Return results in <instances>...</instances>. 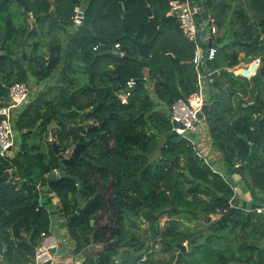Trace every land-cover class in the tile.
Instances as JSON below:
<instances>
[{"label": "trees", "instance_id": "1", "mask_svg": "<svg viewBox=\"0 0 264 264\" xmlns=\"http://www.w3.org/2000/svg\"><path fill=\"white\" fill-rule=\"evenodd\" d=\"M143 1L158 31L150 57L144 60L146 67L136 60L98 56L117 51L137 59L130 39L148 42L155 33ZM198 1L215 26L223 27L224 14L218 18L213 0ZM247 2L255 12L254 19L238 11L235 33L231 35L229 29L222 40L212 38L216 56L207 69L219 68L220 55L232 69L212 81L202 65L193 63L195 44L183 35L178 20L167 15L169 0H91L87 4L84 0H17L15 4L34 20V25L26 28L16 25L14 13L0 3V42L7 36L4 49L0 47V107L8 102L12 85L54 80L41 96L36 94L27 105L12 111L16 150L11 159L0 157V178L5 171L12 172L10 178L0 180V264H28L41 233L52 228L55 219L64 220L61 226L74 243L72 252L80 254L92 232L90 216L112 207L106 196L114 191L116 176L120 177L119 198L124 199L130 215L223 214L238 186L264 207V197L256 198V194H264V0ZM51 7L58 27L50 25ZM76 8L83 13L82 23L75 20ZM37 25L47 26L48 40ZM124 27L128 38H121ZM59 28L72 31L61 39L56 36ZM24 39L25 49L21 46ZM27 46L32 54L27 55ZM199 46L205 49V41ZM240 52L245 58L238 59ZM25 60L29 69L21 64ZM255 60L261 63L258 73L242 77L239 71ZM117 75L136 82L125 105L119 103L118 95L125 88L118 87ZM201 77L207 79L204 91ZM256 89L260 109L246 106ZM195 93H203L209 101L204 122L212 147L220 154V169L198 154L190 135L186 139L167 136L172 125L166 111ZM104 96L109 108L101 106L89 112ZM82 113H87L86 122L101 124L109 149L98 131L88 132L81 150L85 161L66 166L60 180L48 182L47 176L60 167L47 141L49 126L56 124L55 140L66 152L80 135L67 126L77 125ZM154 153L158 157L150 161ZM236 174L239 182L233 179ZM97 189L103 190L102 195L93 200L89 210L69 220ZM53 196L58 200L54 210ZM175 225L171 223V237L176 235ZM226 228L229 231L223 234ZM212 236L226 244L214 251L219 257L215 258L217 264H264L263 215L237 210L207 242ZM93 239L96 243L103 240L99 234ZM187 240L195 244L189 236ZM83 264L102 262L96 259ZM107 264L115 263L110 260Z\"/></svg>", "mask_w": 264, "mask_h": 264}, {"label": "flooded vegetation", "instance_id": "2", "mask_svg": "<svg viewBox=\"0 0 264 264\" xmlns=\"http://www.w3.org/2000/svg\"><path fill=\"white\" fill-rule=\"evenodd\" d=\"M15 1L17 0H8L6 2L0 1V3L3 4V6H5L6 8L10 9L11 6L15 4ZM15 7L19 11H24L23 8L18 7L16 4ZM22 16L24 18L23 13ZM33 24L29 20V18H25V21L23 22V25L21 24V26H25L24 28H26V26H32ZM60 30H63L66 33L65 36H68L65 29L59 28L58 31L60 32ZM5 35L6 34H4L3 37ZM26 43L27 40L24 39L21 45L23 49L26 48ZM25 51H27V55L32 54V50L31 48H28V46ZM21 64L22 66L29 69L28 60L22 61ZM30 93L31 94L29 95V101H32L34 95L32 94V92ZM11 158L12 157L7 159ZM102 191L103 190L101 189H97L89 199H91L94 195H96L94 199H96L98 196H101ZM115 195L116 182L114 191L109 192L108 196H106V200L110 199L113 208L107 206L104 211L100 212V214H102L99 215L100 217H98L97 215L90 216L89 225L92 228V232L87 237L88 245L80 253L83 256L81 264L96 259L101 260L102 264H107L110 260H112V262L115 264H176V262L177 264H188L189 262H191V257H189L190 254L187 255L188 253H190V247L184 245V247L181 248L180 246L182 244L176 241V239H178L180 235L186 233V227L175 220V216L166 214L130 215L129 211L123 203L124 199L119 198L120 191L117 195L116 201L119 203L118 205H116V203L114 202ZM88 200L86 201V203L88 202ZM118 208L120 209L119 214ZM110 211L112 215H110ZM99 219L103 220V224L98 226L97 224ZM117 220L119 221L118 225L116 224ZM172 222L176 224V229L173 230L175 231L176 235L173 237L169 236L170 232L172 231ZM152 223L153 228H151ZM117 230L118 233L116 232ZM196 233V235L199 234L200 236L205 233L207 234V224L202 221L199 228L196 229ZM95 234H99V236H101L103 240L98 243L94 242L93 238ZM189 238L194 240V238L192 237ZM93 246H97L99 250L91 254L88 251L90 250L89 248Z\"/></svg>", "mask_w": 264, "mask_h": 264}, {"label": "built area", "instance_id": "3", "mask_svg": "<svg viewBox=\"0 0 264 264\" xmlns=\"http://www.w3.org/2000/svg\"><path fill=\"white\" fill-rule=\"evenodd\" d=\"M193 0H169L168 15L174 16L178 22L180 30L183 35L193 44H195V52L193 63L196 66L202 65L204 62V55L202 48L199 46L200 41L206 40L207 37H202L204 32L203 28L197 26L194 18L195 10L191 11ZM217 34L216 27H210L209 37H214ZM119 44L114 46L115 50L119 49ZM97 47L93 50L95 51ZM216 56V49H209L207 61L214 60ZM260 69V61L255 60L247 67H243L239 72L242 77L250 78L255 76ZM136 82L128 80L124 85V92L118 96L119 103L125 105L131 95ZM31 88L27 83H16L8 90V102L0 107V157L10 158V152L14 147V130L12 126L11 115L22 106H25L29 100ZM203 104V97L201 94H193L186 100H178L175 102L169 112L171 114L170 121L177 126L172 127L176 135L181 138H188V136L196 131L197 118L196 114ZM71 150H67L70 153ZM236 165L235 168H238ZM233 192H237V188H233ZM235 198V196L233 197ZM256 214L264 216V207H259L253 210ZM65 229L60 231L55 230V227L50 228L40 235V242L37 245L32 260L28 264H65L58 255L59 250L65 249L64 247L69 242ZM65 253V252H64Z\"/></svg>", "mask_w": 264, "mask_h": 264}, {"label": "water", "instance_id": "4", "mask_svg": "<svg viewBox=\"0 0 264 264\" xmlns=\"http://www.w3.org/2000/svg\"><path fill=\"white\" fill-rule=\"evenodd\" d=\"M0 1L6 2L8 0H0ZM90 1L91 0H84V3L87 4ZM143 3L147 9V13L149 16V22L152 25L155 33H154L153 37L148 42H140L136 38L130 39V41L136 47L137 59L130 57L124 53L121 54L118 52H105L103 54H100L99 56L112 57L115 59H121V60H127V61H135L136 60L138 63H140L141 65L146 67V63L143 60L150 57L151 48L153 47V44L157 39L158 31H157V27L153 24L151 12H150L147 4L145 3V1H143ZM194 10H195V13H194L195 20L199 24H205L206 29H209L211 27V22L208 19L207 13L205 11H203L202 5L198 0H193L192 6H191V11L193 12ZM23 14H24L25 18H29V14L27 13L26 10L23 11ZM48 15H49L50 25H54L56 27L59 26V22L57 21V19L55 17V11H54L53 7L50 8ZM77 16L79 18H77L76 20L78 22L82 23L83 22L82 13H78ZM123 16H124V14H123ZM124 37L128 38L126 27L123 28V35L121 36V38H124ZM202 37H204V38L207 37L206 32H204L202 34ZM5 42H6V35L3 37V40L0 42V47L2 50L4 49ZM207 42H208L207 43V50L204 53V62L202 63V68L204 69V72L208 76V78L210 80H214L219 74H221L222 72H225L226 70L225 69H219V70L211 73L209 71V69H207L208 61L206 59H207L208 54H209V49H211V48L216 49L217 48V45H215L213 43V40L211 37H207ZM15 60L20 61V59L18 57H15ZM115 79L118 81V87H123L124 84L126 82H128V80H129V79L123 78L120 75H117ZM142 82H145V79H142ZM101 106H106L109 108L110 105L106 103V96H104L102 100L97 101L96 104L90 109L89 112H93V111L97 110L98 108H100ZM246 106L253 107L256 109H260V105L258 104V89H256V93L253 97V101ZM208 107H209V101L203 100L202 107L200 108V110L196 114V118H197L198 122H200L204 119V117L207 114ZM262 113L264 114L263 110H262ZM86 114L87 113H82L79 115L77 125H68L70 128H76L80 132L78 142L73 147L71 152L68 153L69 155H67V152L62 151V149L60 148V146L58 145V143L56 141L51 142V144H50L51 152L60 161V167L54 173H51L47 176L48 182L60 180L63 177L64 168L68 165H72L76 160L85 161L84 157L81 156V150H82V147L85 143V137L88 134V132L94 131V130L98 131L100 140L103 142L106 149L107 150L109 149V142L107 139V135H106V133L101 132V124H86L84 122V118H85ZM166 116H167L168 120L171 119V114H170L169 110L166 111ZM171 125H172V127L177 126L173 122H171ZM167 136L168 137H172V136L175 137L177 135H176L175 131L171 130V132ZM87 162L90 163L91 161H87ZM244 166L245 165L241 166L240 169L242 170L244 168ZM11 175H12V172L5 171L3 173V175L1 176L0 180H5L7 178H10ZM72 180L77 181L76 178H72ZM115 182H116V195L114 198V202L116 203V205H118L119 203L116 201H117V195L119 194V191H120V186H119L120 185V177L119 176L116 177ZM80 186H82V183H80ZM95 196L96 195H94L91 199H89L88 202L85 205H83L82 207H78L76 209V212L72 216L69 217V220H72V219L78 217L79 215L85 213L86 211H88L93 199L95 198ZM228 201L230 203V208L228 209V211H226L225 213L220 215L218 219H212V217L206 216L202 212H190V214L193 215L194 217H197L198 219L203 221L205 224H207V230L215 232L218 228H221L222 226L229 223L231 221L232 215L237 210H242L245 212H251V211L255 210L256 208L260 207V205L254 199L250 200V201H243L242 199H239V198H228ZM119 213H120V209L118 208V214ZM118 220L116 221L117 225L119 224ZM116 232L118 233V230ZM4 249H5V247H4ZM59 253L63 254L64 250H59Z\"/></svg>", "mask_w": 264, "mask_h": 264}, {"label": "crops", "instance_id": "5", "mask_svg": "<svg viewBox=\"0 0 264 264\" xmlns=\"http://www.w3.org/2000/svg\"><path fill=\"white\" fill-rule=\"evenodd\" d=\"M89 3V2H88ZM146 3V2H145ZM213 6H216V8H217V10H216V14L218 15V18H219V16L221 17V14L223 15L224 14V16L222 17L223 19H224V26L223 27H221L220 29L219 28H217L216 26H215V24H214V19L212 18H210L208 15V19H209V21L211 22V25L212 26H214V27H216V29H217V34L214 36V38L216 37V38H218V39H223V36L225 35V33H226V31H228L229 29L231 30V32H230V34L231 35H233V33H235V31L237 30V28L235 27V25H236V23H237V20H236V18L235 17H237V15H236V13L238 12V11H244L245 13H246V15L251 19V20H253L254 18L253 17H255V12H254V10H252L251 9V7L248 5V2H247V0H213ZM227 6V7H226ZM204 11V10H203ZM75 13H76V16H75V20L77 19V18H79L77 15H78V13H82V11H81V9L80 8H76L75 9ZM168 15V14H167ZM168 16H170V15H168ZM31 17V15L29 14V18ZM82 17H83V13H82ZM32 18V17H31ZM77 21V20H76ZM200 28H203V30H207V29H205L206 28V26H205V24H201V26H200ZM205 32V31H204ZM203 32V33H204ZM206 34H207V37H209V33L208 32H206ZM213 38V37H212ZM203 41H205V43H206V47H205V49H202V52H203V55H204V53L206 52V50H207V39L206 40H203ZM216 45V44H215ZM152 49V48H151ZM46 51V50H45ZM114 52H117V51H114ZM119 53V52H118ZM121 54H123V53H121ZM150 54H151V52H150ZM99 56V55H98ZM243 58H245V53L244 52H240L239 53V56H238V59H243ZM145 60V59H144ZM143 60V61H144ZM217 63H218V65H219V68H217V69H211V70H209L211 73L212 72H215V71H217V70H219V69H225L226 71L225 72H231L232 71V69H229V68H227L226 67V62H225V60L224 59H222V57H221V55L220 56H218V58H217ZM260 67H261V63H260ZM223 73V72H222ZM220 75V74H219ZM219 75L216 77V78H218L219 77ZM80 76L81 77H83L82 76V74H80ZM208 77V76H207ZM206 78H204V77H201V88H202V91H204L205 90V85H206ZM209 81H212V80H210L209 79ZM51 82H53L54 83V80H48V81H44V82H42V83H40L39 85H36L35 87L37 88V90H40V91H38V92H35L34 93V91L33 90H35V88H34V83H31V84H28L29 86H30V88H31V92H32V94L34 95V97H33V99L35 98V95L36 94H38V96H41L43 93H44V91H45V89L47 88V87H49V85H53V84H50ZM125 85V84H124ZM124 87V86H123ZM123 92H124V90H123ZM122 92V93H123ZM122 93H120V94H122ZM31 94V93H30ZM119 94V95H120ZM118 95V96H119ZM201 95H202V97H203V93H201ZM32 99V100H33ZM203 100H205L204 99V97H203ZM253 101V100H252ZM251 101V102H252ZM30 101L28 100V102L26 103V105L29 103ZM250 102V103H251ZM249 104V103H248ZM4 106V105H3ZM205 118V117H204ZM84 122L86 123V124H92V122H86L85 121V118H84ZM190 136H191V139H192V142L194 143V145H195V148L197 149V152H198V154L201 156V157H203L204 159H206V161H208V163H211L212 165H213V167L215 168V169H220L221 168V161H220V154L219 153H217L216 151H215V149L212 147V143H211V139H210V136H209V133H208V129H207V126H206V124H205V122H204V119L202 120V121H200V122H198V124H197V128H196V131L194 132V133H192V134H190ZM52 138H53V141H56L55 140V136L54 135H52ZM15 147V146H14ZM15 150H16V147L10 152V154H11V157H13V155H14V153H15ZM72 150V149H71ZM71 152V151H70ZM56 170H54L53 171V173L55 172ZM11 172V171H10ZM233 179H234V181H236V182H239L240 181V176H238L237 174L236 175H233ZM239 187L240 186H238L237 187V193L235 194V198H239V199H242L243 201H250V200H253V198H252V196H251V194L249 193V192H247L246 194H243L242 195V191H240V189H239ZM238 193H240V196L238 195ZM262 197H264V194L262 195ZM52 201H53V206L51 207V209L53 210V207L54 206H57L58 205V200H57V198L55 197V196H53V198H52ZM258 203V202H257ZM219 216L220 215H211L210 217H212V219H218L219 218ZM54 224L55 223H53V227H55L54 226ZM69 244H71V242H68ZM5 247V246H4ZM4 247H3V250H6V247H5V249H4ZM65 248V247H64ZM69 248V247H68ZM61 250H63V247H62V249ZM72 251V250H71ZM69 252V253H72V260H68V259H62L61 257V254L62 253H59V255H58V257L62 260V261H64V263L65 264H75V262H74V258L75 257H77V255L78 254H75V253H73V252ZM64 254V253H63ZM83 259V256L81 255V260Z\"/></svg>", "mask_w": 264, "mask_h": 264}, {"label": "rangeland", "instance_id": "6", "mask_svg": "<svg viewBox=\"0 0 264 264\" xmlns=\"http://www.w3.org/2000/svg\"><path fill=\"white\" fill-rule=\"evenodd\" d=\"M9 12L14 13L13 22L16 25H21V24L23 25V22L25 21V16H24V18L22 17V13H23L22 10H20V11L17 10V8L15 7V4H13V6H11V8L9 9ZM29 20L32 22V24L34 23L33 18L30 17ZM46 25L45 26L37 25L36 27H37V29H41V31L44 32L43 35H45V36H43V38L46 37L47 40H48L49 37H50V35L49 36L46 35V33H47V26ZM65 31H67V33H69V32L72 31V29L71 30L70 29H67V30L65 29ZM207 32H208V29H207ZM65 34L66 33L63 30H60V32H58V35L56 33V36L62 39V37L65 36ZM43 52H45L44 48H43ZM79 67H80V65H79ZM50 84H53V82H51ZM35 86L36 85L34 84V88H35V90H33L34 93L40 91V90H37V88ZM67 127L70 128L69 126H67ZM55 128H56V124L55 123L50 124L48 138H47L48 143H51L53 141L52 135H54V132L53 131H54ZM71 149H73V147ZM71 149H69V150H71ZM67 155H69V154L67 153ZM157 157H158V154L157 153H154L152 156H150L149 160L150 161H153V160L157 159ZM239 189H240V191H242L241 190L242 189L241 187H239ZM236 193L237 192H234V196H235ZM241 193H242V195L245 194V193H243V191ZM238 195L240 196V193H238ZM256 198L257 199L258 198H261L260 200H263V197L260 194H256ZM254 200H256V199H254ZM55 207L56 206L53 207V210L55 209ZM110 213H111V211H110ZM99 215H102V214H100V212H98L97 213V216L100 217ZM110 215H112V213ZM216 215H222V214H216ZM174 216H175V220H177L184 227H186V233L183 234V235H180L179 238L176 239V241H178L180 244H182L180 246L181 248H183L184 245L190 247V249H189V252L190 253H188L187 255L190 254L189 257H191L190 258L191 259V262H189L188 264H217L215 258L218 260L219 257H218V255H216V252L214 254V251H219V246L221 247L220 244H222L223 248L225 247L226 244L224 242H221L220 240H218L217 237H214V236H212L211 237V240L209 242H207L208 241V238H209L208 236L211 235V234H214L216 231L214 232V231L207 230V234L205 233V234H203L201 236L199 234L196 235L197 234L196 233V229L199 228L200 223H202V221L200 219H198L197 217H194L191 214L188 215L185 212H181L178 215H174ZM54 223H55L54 224L55 230L60 231L62 229V226L61 225L64 224V220L63 219H59V220H56L55 219ZM102 224H103V220L99 219L97 225L99 226V225H102ZM151 228H153V223L151 224ZM228 231H229V229L226 228L222 232L224 234V233H227ZM66 235H67V237H69L68 234H66ZM187 236L194 238L195 244L192 245L191 241L190 240H187ZM68 240H69V242H71V244L66 243L67 244L65 246V249L66 250H65V253L64 254H61V256H62L61 258L62 259L64 258V259L72 260V256L73 255H72V253H69V252L73 249L72 247H73L74 243H73L72 240H70V238ZM194 240H192V241H194ZM176 246H178V245H176ZM203 247H204L205 250L203 249ZM89 249L90 250L88 252L91 253V254H93L94 252H96L97 250H99V248L97 246L90 247ZM232 249H234L233 251H234V253L236 255H239V253L236 250V248H234V244H232ZM224 251L225 250H223V252ZM231 252H228L227 254L230 255ZM85 254H86V252H85ZM242 255L243 254L241 253V256ZM74 259H75L74 260L75 264H81V254H78L77 257H75ZM177 261H178V258H177ZM176 264H177V262H176Z\"/></svg>", "mask_w": 264, "mask_h": 264}]
</instances>
